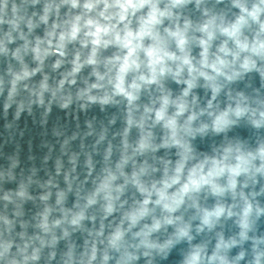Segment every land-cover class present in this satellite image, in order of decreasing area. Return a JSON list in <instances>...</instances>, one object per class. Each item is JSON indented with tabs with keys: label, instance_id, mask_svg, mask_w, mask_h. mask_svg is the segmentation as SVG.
I'll use <instances>...</instances> for the list:
<instances>
[{
	"label": "clouds",
	"instance_id": "1",
	"mask_svg": "<svg viewBox=\"0 0 264 264\" xmlns=\"http://www.w3.org/2000/svg\"><path fill=\"white\" fill-rule=\"evenodd\" d=\"M0 264H264V0H0Z\"/></svg>",
	"mask_w": 264,
	"mask_h": 264
}]
</instances>
